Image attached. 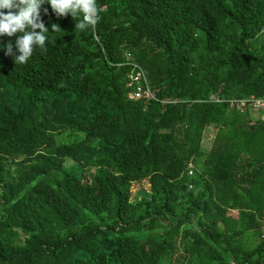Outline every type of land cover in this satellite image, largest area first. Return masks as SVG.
<instances>
[{"label": "trees", "instance_id": "obj_1", "mask_svg": "<svg viewBox=\"0 0 264 264\" xmlns=\"http://www.w3.org/2000/svg\"><path fill=\"white\" fill-rule=\"evenodd\" d=\"M97 7L42 4L24 65L0 37V264H264V118L228 102L264 98V0ZM133 65L176 101L129 97Z\"/></svg>", "mask_w": 264, "mask_h": 264}, {"label": "clouds", "instance_id": "obj_2", "mask_svg": "<svg viewBox=\"0 0 264 264\" xmlns=\"http://www.w3.org/2000/svg\"><path fill=\"white\" fill-rule=\"evenodd\" d=\"M44 3H48L58 17L70 14L76 20L75 30H94L101 19L97 0H0V37H13L20 33L15 46L11 42L4 46L5 55L14 56L16 64L24 65L34 49L38 48L42 53L47 51L48 29L39 22L40 8ZM14 9L16 11H12ZM3 10L8 11L5 13ZM52 31L55 33L60 29L52 25ZM13 47L19 55H14Z\"/></svg>", "mask_w": 264, "mask_h": 264}, {"label": "built area", "instance_id": "obj_3", "mask_svg": "<svg viewBox=\"0 0 264 264\" xmlns=\"http://www.w3.org/2000/svg\"><path fill=\"white\" fill-rule=\"evenodd\" d=\"M128 77V85L130 86V91L128 93L129 97L139 98L143 99L145 101H157L159 104H164L169 101H176L175 99L172 100H166V99H160L158 100L154 93L149 89L147 85L146 78L144 76V73L142 70L136 66L133 65L130 71L127 74ZM212 101H219V98L217 96L212 97ZM230 105H234L237 108H242L244 106H248L249 109L252 111V113L256 114L259 120H262L264 118V98H257L253 95H250L248 97H242V98H233L228 100ZM187 173H191V166H189V169L187 170ZM261 237H264V222L262 225V232Z\"/></svg>", "mask_w": 264, "mask_h": 264}, {"label": "rangeland", "instance_id": "obj_4", "mask_svg": "<svg viewBox=\"0 0 264 264\" xmlns=\"http://www.w3.org/2000/svg\"><path fill=\"white\" fill-rule=\"evenodd\" d=\"M214 128L212 127H207L203 134H202V146L205 149H208V147L211 144V139L214 135ZM70 163V160L67 159L65 160L64 164L68 165ZM148 190V186L146 182H140V183H133L131 185V199H137L138 196H140L141 194H143L144 192H146Z\"/></svg>", "mask_w": 264, "mask_h": 264}]
</instances>
